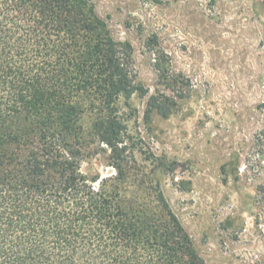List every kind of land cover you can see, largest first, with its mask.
Instances as JSON below:
<instances>
[{
  "label": "trees",
  "instance_id": "16d2710c",
  "mask_svg": "<svg viewBox=\"0 0 264 264\" xmlns=\"http://www.w3.org/2000/svg\"><path fill=\"white\" fill-rule=\"evenodd\" d=\"M135 94L134 47L94 0H0V264H207L161 190L157 212L128 189L119 102ZM94 147L115 175L82 171Z\"/></svg>",
  "mask_w": 264,
  "mask_h": 264
},
{
  "label": "rangeland",
  "instance_id": "374dc122",
  "mask_svg": "<svg viewBox=\"0 0 264 264\" xmlns=\"http://www.w3.org/2000/svg\"><path fill=\"white\" fill-rule=\"evenodd\" d=\"M94 1L148 92L119 102L128 189L157 212L161 190L207 264H264V0ZM94 150L82 171L115 175Z\"/></svg>",
  "mask_w": 264,
  "mask_h": 264
}]
</instances>
